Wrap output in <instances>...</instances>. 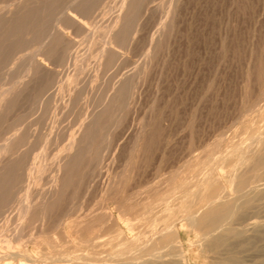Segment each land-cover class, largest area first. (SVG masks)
<instances>
[{
    "label": "rangeland",
    "instance_id": "374dc122",
    "mask_svg": "<svg viewBox=\"0 0 264 264\" xmlns=\"http://www.w3.org/2000/svg\"><path fill=\"white\" fill-rule=\"evenodd\" d=\"M7 1L8 2L10 1L11 4L13 3L12 0H0V7H1L0 22L9 19L12 16L11 13L8 14L6 11L7 9H9V7L12 8L14 5H11L10 2H9L10 4L9 5ZM66 1H69V2L67 3ZM66 1L59 0L60 8L58 7L53 12H50L49 16L45 17L46 19L44 18L45 22L43 21L41 24L28 28L27 29L29 30L28 32L26 30L25 32H21L17 35H9L13 29L12 27H14L11 25L3 26L0 29V42L1 40L4 41L0 43V62H1L0 63V102H2V100H4V97L7 96L5 94L6 91H9L10 93H12V95L9 92H8L9 94L7 93L8 100L6 99L7 103L5 102V104L3 105V108L6 111L4 109H1L0 111L2 113V114L0 113V131H1L0 132V154L1 155L3 154V156L0 157V168L3 169L5 167H10L9 170H12L14 174L18 173L17 175H21L23 174L24 172L23 170H25L26 167L36 165L39 170H41L40 166L42 167L40 174H42L43 177L45 176L44 178L42 176L40 177V174H38L39 171L38 172L36 171L35 173H36V176L38 175L37 178H39L38 180L40 181V183L39 181H37L34 183L30 182L28 184L29 189H30V190L28 189V194L30 198L34 202H36L35 203L36 206L34 207L35 209L32 208L29 211V213L26 215L24 220L20 219L21 217L19 216L20 215L19 209H16V208H18L19 199L24 195L25 190L19 188V186L16 185L15 187H13L11 193L9 194L10 198L8 196V200H7L8 202L6 204L7 208H4V211L0 213V221H1L0 222V242H1L0 253L2 254H7L8 251H10L8 253L10 254L12 253V251H15V248L16 250H20L27 246L30 249H34L32 246L33 244L31 243L32 241H34V238H37L39 233L40 234H42L43 232L46 234L50 233V235L56 236V235H59L60 232L70 231V229L73 226V222H75L74 219H77V221L79 219L80 221L82 220V217L85 218V214L87 216L88 215L90 216L91 214H93L92 211L97 212L98 208L103 204L105 199H106L105 202L110 201L108 199V194H111L113 191H115V189H117L118 195H120L119 198H121L122 200L125 198H128L129 195H132V193H134L135 198L139 200L141 195L149 191L148 189H152L153 187L157 186L160 182L168 178V176L172 175L173 172L180 171L182 167H184L183 165H186L187 162L190 159H192L190 155L195 154L194 156H196L207 145L211 143H215L213 141L218 140V138L222 139L221 140L222 142H227V140L236 141V140L243 139L245 135L246 136L250 135L249 132H247L245 129L242 128L243 129L242 130L238 127H243L247 119L256 120L254 116L255 113L258 114V113H261L262 110H264V105H262V107L260 105V104H264V103H261V101L264 100V0H178V1L177 0H167V2L166 0H146V1L142 0V2L141 0H136L134 2V6H132V8L129 9L128 14H127L128 10L126 11V9H121L120 8L121 5L119 6L122 0H119V1L117 0H111V1L110 0H95V3H93V6H95V8H93V6L91 8L93 12H91L90 16H88V19L85 18L83 19L84 21L82 20V22H84L82 23L83 24L82 26H84L85 29L87 28L86 30L84 29V27H81V26L78 29L77 25L73 26L74 24L70 23L69 21L65 22L64 18L61 17V13L63 12V10L67 8V6L69 7L72 5L71 4L72 0H66ZM113 1L115 2V7H114ZM145 2H148V3H145ZM159 3H161L162 6L159 7ZM165 3L167 4L165 5ZM4 4L7 5V8ZM170 5L172 6V8H170L171 7ZM157 6L159 7L158 9L159 12L157 10L158 8ZM36 8L38 10L41 9L39 6ZM142 8L144 9V13H143ZM172 9H174V13H172L173 12ZM94 10L97 13H95ZM118 10L121 12H119ZM35 12H38V11H35ZM113 13L114 14L116 13V14L113 16ZM154 13L156 15H154ZM35 14H36L35 16L36 20L37 19L40 20L41 19L40 15H37L38 13H35ZM119 14L120 16L126 15L127 18L133 19V20H130L132 22H130L128 19L129 23L128 24L126 23V25H122L120 22L115 24L114 20L117 19ZM158 14L159 16H161V18L159 17L160 20L158 19ZM163 14L164 15L166 14V16L163 17ZM17 15L19 17L23 16V14H20V13H18ZM134 15L138 17L136 16L134 17ZM107 16H109L110 18ZM54 19L57 22H55ZM57 19H61L62 21L60 22V20L58 21ZM102 19L104 20L102 21ZM136 20L138 24L135 22ZM154 21H156V25H154L155 24ZM170 22H172L173 24L172 27H170L171 25H169L171 24ZM49 24L51 25L48 27ZM92 25L93 26L95 25V28L92 27ZM132 25H135V27ZM42 26L45 28H43ZM110 26H113L114 28ZM156 26H158V28H156ZM166 26L170 29V31H167L169 29ZM72 27H75V28L72 29ZM136 27L139 28L138 29L139 31L137 30ZM58 28H60L63 32L65 31L64 32L65 34L68 33V36H70L71 34L73 36V38L72 36H70L72 39H75L76 37V39L73 40L74 42L77 41L81 43L79 45V43L76 42L71 46V48H67L64 42L58 41V44L56 45L54 49L55 52H53L52 54H49L50 55L49 56L48 54L45 53V50L43 51V49L42 50L40 49V44L42 41L44 42L46 39H47L46 41H49V39L54 36L56 32L55 30H57ZM51 29H53V31ZM95 29H97V31ZM49 30H51V34L53 32L52 34L53 36L47 34L50 32ZM42 31L44 32V34L41 33ZM90 31L91 33H94L93 34L94 37L93 35H91ZM34 32L36 34H39L40 36L39 35H37L38 37L35 36L36 34ZM3 33H6V34L9 33V34H7L8 36L5 35L4 37ZM106 33L108 34V36ZM97 34L99 35V37ZM149 34H151L150 35L151 37L149 36ZM18 35H19L18 37L19 39L17 40ZM45 35L47 37H45ZM6 36L8 38H6ZM102 36H103L104 42L102 40ZM104 36L105 37L107 36V41L105 40ZM100 37H101V40L99 39ZM11 38H13L14 40L11 41L12 40ZM20 38H21V41H20ZM88 38L90 41L88 40ZM158 39L160 40V42ZM97 40L99 44L97 43ZM94 41H95V44H94ZM101 41L103 43H101ZM2 43H4V45H2ZM37 45L39 47H37ZM93 45H97V46H93ZM99 45H102V47ZM24 46H25V49H23ZM59 46L62 48H60ZM125 47H128V48H125ZM84 48L85 49L88 48V51H86ZM112 48L113 50L116 51V56L114 55L112 57V55H109L107 53L105 54L101 53V49L107 50V49H112ZM38 49H40L39 52H38ZM2 50H4V52ZM66 50L69 52H67ZM56 51H58V53H56ZM85 51H86V55H84ZM128 51H130V53ZM134 51L136 54L134 53ZM36 52H38L39 54ZM121 52H124L123 53L124 56L123 54H121ZM137 52H140V54ZM35 53L37 54V56L35 55L36 57L34 56ZM57 55L60 57H58ZM71 55L75 58L73 59ZM55 56L57 58H55ZM78 56L79 58H77L78 60L77 61L76 57ZM82 56L84 58L86 57L87 59L86 58L83 59ZM31 57L34 60L40 62V67H39L38 72H36L35 74L30 73V76H28L29 73L26 72L28 70L26 68H28L27 66H29V64H25V63L32 62L33 60ZM70 58L72 59V61H70ZM151 58H153V60ZM13 59H15L16 61ZM51 59L54 63L51 61ZM79 60L83 63L86 62L87 64L86 63L83 64ZM140 60H143V61H140ZM138 61L139 63H136ZM75 64H77V66ZM81 64L83 65L81 66ZM30 65H32V63ZM46 65L48 66L46 67ZM50 65L52 66L50 67ZM67 65L69 68L67 67ZM78 65L82 69H77L79 68ZM106 65H109L110 67L109 66L106 67ZM24 66H26V68ZM42 66L44 69L42 68ZM21 67L23 68V70ZM55 68L57 69L56 71H55ZM71 68L73 69V71ZM121 68L122 69L125 68V69L121 70ZM67 70H68V74H67ZM70 72L71 73L74 72L76 75L74 73L71 74ZM22 73L24 76L22 75ZM37 73L38 74L41 73L42 75L40 74L38 75ZM136 73L137 75H135ZM98 76H101V77H98ZM20 78L22 79L20 80ZM66 78L70 79V81L69 80L68 81L71 82V84L69 82H66L67 81ZM74 78H76L78 81ZM88 78H89V81H88ZM16 80L18 82L19 81L21 82L18 83ZM61 80L65 81L66 84L65 82L63 83ZM71 80L72 81L75 80V82H72ZM60 81H61V84H60ZM30 82L33 84H29ZM56 82L57 83L59 82V84H57ZM111 82L113 85L111 84ZM23 83H25L24 84L25 86L28 83L26 86L28 88H25ZM65 85L67 86V88L65 87ZM20 88H24V89H20ZM37 88L38 89L40 88V89L38 90ZM53 89L55 91H53ZM70 89L71 90L74 89V91L72 90L73 92L72 91L70 92ZM111 89L113 90V92ZM33 91L35 92L36 95L34 94ZM106 94H107V97H106ZM113 95H115L116 103L115 102L110 103V100L113 98ZM106 98L107 100H105ZM55 99L57 100V102ZM70 99H71V102H70ZM254 104L256 105L255 107H254ZM23 105L26 107H24ZM38 105L39 106L41 105V108ZM257 105L258 107L259 106L260 107H259L258 112H255L258 109ZM116 106L118 108H116ZM119 108L121 110L123 109L124 111L122 110L121 112V110L120 111L117 110ZM254 108H257V109L255 110ZM66 110L69 112L66 113L67 112ZM252 111H254L255 113L254 115L252 114L251 115L252 117L250 118L249 114H251ZM84 114H85V118H84ZM96 114H99L101 116L99 117L100 119L97 120L98 121L97 126L94 128L93 134L91 133L92 135L91 136L89 135L87 137L88 139L86 138L83 140L84 142H82L83 144L87 142L89 143L93 142L94 148L92 147L89 150L83 149V150H80L82 152L76 153L77 155L76 157L79 156L78 159L79 161H81L82 165L84 166H82L80 163L72 169V170L77 169L78 171L76 170V172H78V175H75L76 177L74 176V178L70 180V182L66 185L67 187H64L62 189L63 192L61 195L58 196V199H55L52 202L49 201L50 203L56 204V207L54 206V208L53 207L49 208L48 212L45 211L44 217L45 216H48V217L46 218L43 217V220L41 221L40 214L42 215V209L40 208V204H42V201H43V197H41L42 196L41 193L43 194V192H47V191H50L51 189H55L52 187L50 183V179L51 177H53L54 175H57L58 173L57 167H58L59 161H57V159L61 158L62 160L65 156H67L68 151H66V149L64 150L63 148L66 145L70 144L71 135H74L77 138L80 137V133L82 130L81 127H84L85 126L84 124H86V122L90 119V117ZM246 114H248L249 116ZM28 116H29V119H28ZM55 117H57L58 119ZM21 120L23 123L25 122V124H28V125L26 126L25 124L20 122ZM262 120L260 119V121ZM66 121L67 123L65 124ZM260 121L258 120V125L264 128V124H262V122L264 121L262 122ZM16 122L18 123L16 124ZM82 122H84V124H82ZM118 122L121 123V124L119 123V126L117 125ZM21 125L23 127L20 130ZM42 127H43V130H42ZM50 128H51V131H50ZM153 128L154 130H152ZM251 132L252 131L250 130V133ZM1 133L3 136L1 135ZM135 135L137 138L135 137ZM233 135L235 137H233ZM93 136H95L96 139ZM62 137L64 138L63 140H62ZM17 138L19 140H16ZM6 140H9V142ZM103 141L105 144L103 143ZM219 141L220 140H218V142ZM4 145L5 146L7 145L9 150L6 148L7 146L5 147ZM44 146H45V149H44ZM39 151L44 152V154L45 153L46 154L42 155V153L41 152L39 153ZM34 152L39 153L37 154L38 156L34 154ZM55 152L57 153V155ZM132 153L134 156L132 155ZM88 154L89 156L92 155L90 156L92 158H90ZM35 155L38 158H35ZM41 155L44 157H42ZM193 155L192 157H194ZM69 156L72 158L75 155L71 154ZM45 158L50 159L49 162ZM94 158H97V159H94ZM1 159L3 160L1 161ZM91 160L93 163L94 162L96 163L93 164ZM128 161L129 163H127ZM83 162H86V164L89 163L90 166L88 164L87 165L84 164ZM44 163L45 165H43ZM97 164H99V166ZM44 166H46V168ZM85 170H87V172ZM90 172H92V174ZM128 173H130L129 174L130 177ZM113 177L117 182L116 187H115V184H113L114 185L113 187L112 185H110L111 181L113 180ZM125 178H127V180ZM76 179H78L79 181ZM106 181L107 183L108 182L109 183L107 184ZM38 183L39 185L36 186V184ZM86 184H88L87 187H86ZM122 185H126V186L124 187ZM139 186H141L140 188L142 189H140ZM80 187H82L83 189ZM126 187L130 188L131 193H130V190L127 189ZM136 187L137 189H135ZM103 188L104 189L106 188V190H104ZM122 188H123V191H122ZM138 189L141 190L140 192L141 194L139 193ZM2 191H6V188L2 189ZM81 191L82 193H80ZM120 191L122 193H120ZM68 193L70 194L68 195ZM127 194L129 195L127 196ZM93 195H95L94 198H92ZM106 195H107V198H106ZM77 196L81 197V200ZM87 196L90 198V201L87 200L88 198ZM62 199H64L65 201ZM136 199L133 198L130 201L134 203ZM91 201L94 204H92ZM66 202L70 203L71 206L70 204ZM262 203H264V201H262ZM12 204H13V207H12ZM64 204L66 207L64 206ZM63 206L65 207V210H63ZM74 206L76 207V209ZM8 209L10 211H8ZM51 210L53 211V213H51L52 212ZM61 210L64 211L63 212L64 215L62 214L63 218L59 217L61 216L60 214ZM84 210H86L87 212ZM258 210L259 211L257 212V218L252 217L248 219V221H246L247 225L248 223H251L252 220H255V219L259 220L258 216H260L259 218L261 219L259 221L264 222V205L260 206V209ZM48 213L49 215H47ZM67 213H72V214L67 215ZM10 214L12 215V217ZM58 214L60 215L57 216ZM59 218L63 219L62 221L63 223H61L62 225H60V227L56 228V225L54 226V224H56ZM71 219L73 220V222ZM19 220H20V223L18 222ZM17 222L18 224H16ZM47 223L49 224V226ZM34 225L35 226L39 225L38 226L39 229L38 227H35ZM43 227L45 230L43 229ZM2 229H3V232H2ZM19 229H21L22 231ZM33 229H36V231L35 230L33 231ZM18 230L21 232L19 233ZM188 232L189 231L187 230L181 231V235L178 239L179 245L182 246L181 247L183 251L182 254H185V259H187L185 260V264H205V263L206 264H225L223 261H221L219 257H218V262L215 261L213 257V251L206 247L205 242L201 243L202 244V250H201V247L198 244V240L196 239L198 238V234H199L198 230L197 231L191 230L190 233ZM246 234L251 235L252 232L248 230ZM28 236L31 237L33 240L29 238ZM14 238L16 239V241H14L15 240ZM10 240H12L14 244H10L11 242ZM19 240H20V243L18 242ZM188 241L189 242L191 241L190 243L192 244H190ZM25 243L27 244L26 246H24ZM29 243L31 244V246ZM257 243H260V244H257ZM22 244L24 247H22ZM19 245L21 246L20 248H19ZM258 245L264 246V240L256 241L254 249H251L243 253L244 260L247 258L243 264H251L249 262L251 260L250 255H256L257 253L256 248L259 247ZM183 246L186 248H184ZM261 252L264 253V248L261 249ZM248 256H250L249 257L250 259L248 258ZM11 260L13 259H9L4 262L3 260H0L1 261L0 264L2 263L3 264H9V263L14 264L15 260H13V262ZM15 264H17L16 261H15ZM32 264H38V262L35 261L34 263L32 262Z\"/></svg>",
    "mask_w": 264,
    "mask_h": 264
},
{
    "label": "bare ground",
    "instance_id": "6f19581e",
    "mask_svg": "<svg viewBox=\"0 0 264 264\" xmlns=\"http://www.w3.org/2000/svg\"><path fill=\"white\" fill-rule=\"evenodd\" d=\"M13 3L10 4L14 5L12 8L9 7L7 9V13H11V17L5 21L0 22V29L3 26L6 25H11L14 26L12 27L11 33H7L9 35H17L21 32H25L28 28H31L32 26L41 24L46 18L48 17L50 12H53L56 8L59 7V0H12ZM66 1V0H65ZM111 1V0H110ZM119 1V0H117ZM136 0H122L121 3L119 4L121 9H126L127 14L129 13V9L134 6V2ZM144 1V0H143ZM146 1V0H145ZM178 1V0H177ZM8 2V1H7ZM8 2V4H9ZM67 3L69 1H66ZM65 2V3H66ZM106 2V1H104ZM114 2V1H113ZM140 2V1H139ZM138 2V3H139ZM142 2V0H141ZM157 2V1H156ZM167 2V0H166ZM63 3V2H62ZM93 3H95V0H72L71 6H67V8H63V12L61 13V17L64 18L65 22L69 21L70 23L74 24L73 26L77 25L78 29L79 27H84L82 26L84 22H82L83 19L87 18L90 16L91 10ZM137 3V4H138ZM148 3V2H145ZM7 4V3H6ZM9 4V5H10ZM136 4V5H137ZM167 3H165L166 5ZM5 5V4H4ZM3 5V6H4ZM139 5V4H138ZM141 5V4H140ZM169 5V4H168ZM7 8V5H5ZM40 7L41 9L38 10L36 7ZM98 6V5H97ZM118 6V5H117ZM151 6V5H150ZM162 6L161 3H159V7ZM171 6V5H170ZM114 7H115V2H114ZM139 7V6H138ZM141 7V6H140ZM144 7V6H142ZM158 7V6H157ZM157 8V10L159 9ZM168 7V6H167ZM3 8V7H2ZM60 8V7H59ZM95 8V6H93ZM101 8V7H100ZM137 8V6H136ZM135 8V9H136ZM172 8V6L170 7ZM37 9V10H36ZM109 9V8H108ZM117 9V8H116ZM120 9V10H121ZM143 9V8H142ZM149 9V8H148ZM154 9V8H153ZM161 9V8H160ZM52 10V11H51ZM60 10V9H59ZM112 10V9H110ZM134 10V9H132ZM169 10V9H168ZM176 10V9H175ZM3 11V9H2ZM38 11V12H35ZM100 11V9H99ZM119 11V10H118ZM136 11V10H135ZM172 13H174V9H172ZM0 12H1V7H0ZM95 12V10H94ZM112 12V11H111ZM121 12V11H119ZM118 12V13H119ZM159 12V10H158ZM167 12V10H166ZM180 12V11H179ZM23 14V16L19 17L17 14ZM40 15L41 19L36 20L35 16L36 14ZM97 13V12H95ZM117 13V14H118ZM126 13V12H125ZM132 13V12H131ZM138 13V12H137ZM136 13V14H137ZM144 13V9H143ZM104 14V13H103ZM107 14V13H106ZM116 14V13H115ZM113 13V16L115 15ZM133 14V13H132ZM56 15V14H55ZM110 15V14H109ZM124 15V14H123ZM140 15V14H138ZM149 15V14H148ZM152 15V14H150ZM154 15H156L154 13ZM4 16V15H3ZM92 16V15H91ZM102 16V15H101ZM105 16V15H104ZM112 16V15H111ZM136 15H134L135 17ZM166 16V14H163V17ZM174 16V15H172ZM8 17V16H7ZM57 17V16H56ZM109 17V16H107ZM138 17V16H136ZM153 17V16H151ZM159 16L158 14V19ZM2 18V17H1ZM4 18V17H3ZM45 18V19H44ZM55 18V17H54ZM90 18V17H89ZM95 18V17H94ZM110 18V17H109ZM133 18V17H132ZM150 18V17H149ZM174 18V17H173ZM51 19V18H50ZM62 19V18H61ZM61 19H57L60 22L62 21ZM97 19V18H96ZM101 19V18H100ZM107 19V18H106ZM116 19V17H115ZM130 18H127L126 15L124 16H119L117 17L115 21V24L121 23L122 25L128 24ZM136 19V18H135ZM134 19V20H135ZM145 19V18H144ZM164 19V18H163ZM172 19V18H171ZM53 20V19H52ZM94 20V19H93ZM98 20V19H97ZM104 19H102L103 21ZM109 20V19H108ZM154 20V19H153ZM152 20V21H153ZM160 20V19H159ZM55 21V19H54ZM84 21V20H83ZM112 21V20H111ZM151 21V22H152ZM162 21V20H161ZM45 22V21H44ZM57 22V21H55ZM54 22V24H55ZM64 22V23H65ZM132 22V21H130ZM137 23V20L135 21ZM134 22V23H135ZM139 22V21H138ZM156 25V21H154ZM163 22V21H162ZM51 23V22H49ZM108 23V22H107ZM133 23V24H134ZM135 23V24H136ZM160 23V21H159ZM172 27V22H170ZM45 24V23H44ZM53 24V23H52ZM57 24V23H56ZM60 24V23H59ZM67 24V23H66ZM93 24V23H92ZM138 24V23H137ZM51 24L48 25V27ZM61 25V24H60ZM91 25V24H90ZM104 25V24H103ZM140 25V24H139ZM150 25V24H149ZM55 26V25H53ZM71 26V25H69ZM135 27V25H132ZM159 26V25H158ZM156 26V28H158ZM43 27V26H42ZM57 27V26H56ZM64 27V26H63ZM62 27V28H63ZM66 27V26H65ZM76 27V28H77ZM88 27V25H87ZM92 27L95 28V25ZM114 28L113 26H110ZM167 27V26H166ZM45 28V27H43ZM52 28V27H50ZM69 28V27H67ZM66 28V29H67ZM75 27H72V29ZM125 28V27H123ZM128 28V27H126ZM131 28V27H130ZM133 28V27H132ZM137 30L139 29L136 27ZM152 28V27H151ZM160 28V27H159ZM168 28V27H167ZM6 29V28H5ZM49 29V28H48ZM64 29V28H63ZM83 29V28H82ZM85 29V27H84ZM87 29V28H86ZM85 29V30H86ZM93 29V28H91ZM118 29V28H117ZM169 29V28H168ZM40 30V29H39ZM47 30V29H45ZM53 31V29H51ZM50 32L47 33L49 35L51 34ZM97 31V29H95ZM105 30V29H103ZM132 30V29H131ZM136 30V29H135ZM154 30V29H153ZM10 31V30H9ZM29 30H27L28 32ZM55 34L52 38L49 39V41H40V49L43 51L45 50L46 54H52L58 44V41H62L66 44L67 48H71V46L76 43L70 36H68V33L65 34L60 28L55 30ZM79 31V30H78ZM92 31V30H91ZM90 31V33H91ZM139 31V30H138ZM167 31H170L167 30ZM40 32V31H39ZM47 32V31H46ZM67 32V31H66ZM83 32V31H82ZM89 32V31H88ZM93 32V31H92ZM111 32V30H110ZM130 32V31H129ZM35 33V32H34ZM38 33V32H37ZM41 33L44 34L42 31ZM72 33V32H71ZM97 33V32H96ZM100 33V32H98ZM151 33V31H150ZM6 33H3L4 37L7 35ZM23 34V33H22ZM36 34V33H35ZM94 33H91L93 35ZM104 34V33H103ZM107 34V33H106ZM110 34V33H109ZM138 34V33H137ZM167 34V33H166ZM39 34H36L37 36ZM98 35V34H97ZM151 34H149L150 36ZM153 35V33H152ZM159 35V34H158ZM164 35V33H163ZM162 35V36H163ZM8 36V35H7ZM6 36V38H8ZM24 36V35H22ZM40 36V35H39ZM108 36V34H107ZM107 36L105 37V40L107 41ZM119 36V35H118ZM137 36V35H136ZM148 36V37H149ZM19 35L17 36V40ZM38 37V36H37ZM42 37V36H41ZM45 37H47L45 35ZM87 37V36H85ZM94 37V35H93ZM99 37V35H98ZM151 37V36H150ZM155 37V36H153ZM164 37V36H163ZM3 38V36H2ZM1 38V39H2ZM22 38V37H21ZM20 38V41H21ZM34 38V37H33ZM44 38V37H43ZM84 38V37H83ZM117 38V37H116ZM123 38V37H122ZM125 38V37H124ZM165 38V37H164ZM13 41L14 39L11 38ZM39 39V38H38ZM41 39V38H40ZM101 40V37L99 38ZM131 39V38H130ZM139 39V38H138ZM10 40V39H9ZM79 40V39H78ZM86 40V39H84ZM89 40V38H88ZM93 40V39H92ZM99 40V41H100ZM102 40L104 42L103 36ZM110 40V39H109ZM117 40V39H116ZM159 40V39H158ZM163 40V39H162ZM3 40H1L2 42ZM8 41V39H7ZM16 41V40H15ZM19 41V42H20ZM34 41V40H33ZM90 41V40H89ZM118 41V40H117ZM149 41V40H148ZM0 42V43H1ZM4 42V41H3ZM17 42V41H16ZM31 42V41H30ZM39 42V43H40ZM61 42V43H62ZM101 41V43H103ZM116 42V41H114ZM150 42V41H149ZM160 42V40H159ZM168 42V41H167ZM21 43V42H20ZM38 43V42H37ZM63 43V44H64ZM79 43V42H77ZM81 43V42H80ZM79 43V45H80ZM86 43V42H85ZM98 43V40H97ZM106 43V42H105ZM113 43V42H112ZM129 43V42H128ZM132 43V42H131ZM148 43V42H147ZM158 43V42H157ZM164 43V42H163ZM15 44V43H14ZM95 44V41H94ZM99 44V43H98ZM108 44V42H107ZM114 44V43H113ZM126 44V43H125ZM134 44V43H133ZM136 44V43H135ZM4 45V43H2ZM7 45V44H6ZM5 45V46H6ZM20 45V44H19ZM23 45V44H22ZM39 45V44H38ZM37 45V47H39ZM104 45V44H103ZM138 45V44H137ZM163 45V44H162ZM77 46V45H76ZM97 46V45H93ZM102 47V45H99ZM121 46V45H120ZM123 46V44H122ZM121 46V47H122ZM148 46V45H147ZM9 47V46H8ZM19 47V46H18ZM60 47V46H59ZM110 47V45H109ZM129 47V45H128ZM125 47V48H128ZM158 47V46H157ZM161 47V46H160ZM11 48V47H10ZM14 48V47H13ZM62 48V47H60ZM75 48V47H74ZM100 48V47H99ZM97 48V49H99ZM107 48V47H106ZM131 48V46H130ZM142 48V47H141ZM147 48V47H146ZM165 48V47H164ZM25 49V46L24 48ZM37 49V48H36ZM38 49V52L39 50ZM57 49V48H56ZM65 49V47H64ZM85 49V48H84ZM92 49V48H91ZM124 49V48H123ZM145 49V48H144ZM143 49V50H144ZM15 50V49H14ZM88 51V48L85 49ZM122 50V49H121ZM129 50V49H127ZM161 50V49H160ZM4 52V50H2ZM64 51V50H63ZM67 51V50H66ZM86 51L84 55H86ZM90 51V50H89ZM131 51V50H130ZM130 51H128L130 53ZM138 51V49H137ZM7 52V51H6ZM36 52V53H38ZM41 52V51H40ZM69 52V51H67ZM98 52V51H97ZM126 52V51H125ZM150 52V51H149ZM148 52V54H149ZM155 52V51H154ZM12 53V52H11ZM16 53V52H15ZM24 53V52H23ZM34 54V56L37 54ZM58 53V51H56ZM74 53V52H73ZM89 53V52H88ZM87 53V54H88ZM102 54H109L112 55V57L115 55L116 56V51L112 49H101ZM124 52H121L123 54ZM135 53V51H134ZM140 54V52H137ZM8 54V53H7ZM6 54V55H7ZM14 54V52H13ZM39 54V53H38ZM63 54V53H62ZM72 54V53H71ZM81 54V53H80ZM120 54V55H121ZM128 54V53H127ZM136 54V53H135ZM4 55V54H3ZM100 55V54H99ZM145 55V54H144ZM35 56V57H36ZM50 56V55H49ZM54 56V55H53ZM58 56V55H57ZM72 56V55H71ZM80 56V55H79ZM76 57V60L77 58ZM91 56V55H90ZM98 56V55H97ZM124 56V54H123ZM143 56V55H142ZM141 56V58H142ZM8 57V56H7ZM33 57V56H32ZM31 57V58H32ZM43 57V56H41ZM60 57V56H58ZM81 57V56H80ZM88 57V56H87ZM96 57V56H95ZM102 57V56H101ZM119 57V56H118ZM155 57V56H154ZM6 58V57H5ZM20 58V57H19ZM55 58H57L55 56ZM62 58V57H61ZM74 59L75 57L72 56ZM83 59H85L82 56ZM89 58V57H88ZM98 58V57H97ZM120 58V57H119ZM130 58V57H128ZM134 58V57H133ZM29 59V58H28ZM36 59V58H35ZM43 59V58H42ZM47 59V58H46ZM64 59V58H63ZM87 59V58H86ZM90 59V58H89ZM92 59V57H91ZM101 59V58H100ZM110 59V58H109ZM153 60V58H151ZM15 60V59H13ZM31 60V59H30ZM32 62H27L25 64H29L26 68L28 69L26 72H28V76H30V73L35 74L36 72L39 71L40 67V62L34 60L32 58ZM55 60V59H54ZM66 60V59H65ZM81 60V59H80ZM79 60V61H80ZM150 60V59H149ZM5 61V60H4ZM8 61V60H7ZM10 61V60H9ZM16 61V60H15ZM52 61V59H51ZM68 61V60H67ZM70 61L72 59L70 58ZM78 61V60H77ZM93 61V60H92ZM110 61V60H109ZM113 61V60H112ZM120 61V60H118ZM131 61V60H130ZM133 61V60H132ZM136 61V60H135ZM143 61V60H140ZM23 62V61H22ZM45 62V61H44ZM42 62V63H44ZM53 62V61H52ZM76 62V61H75ZM81 62V61H80ZM79 62V63H80ZM102 62V61H101ZM106 62V61H105ZM1 63V62H0ZM14 63V62H12ZM24 63V62H23ZM32 63V65H30ZM54 63V62H53ZM57 63V62H56ZM83 63V62H81ZM86 63V62H84ZM83 63V64H84ZM93 63V62H92ZM112 63V62H111ZM114 63V62H113ZM118 63V62H117ZM121 63V62H120ZM136 63H139L136 62ZM143 63V62H142ZM156 63V62H155ZM10 64V63H9ZM51 64V63H50ZM69 64V63H68ZM71 64V63H70ZM74 64V62H73ZM81 64V66L83 65ZM87 64V63H86ZM108 64V63H107ZM135 64V63H134ZM3 65V64H2ZM24 65V64H23ZM22 65V66H23ZM77 66V64H75ZM74 65V66H75ZM91 65V63H90ZM99 65V64H98ZM102 65V64H101ZM113 65V64H112ZM116 65V63H115ZM114 65V66H115ZM125 65V64H123ZM133 65V64H131ZM150 65V64H148ZM48 65H46L47 67ZM52 65H50L51 67ZM73 66V68H74ZM79 66V65H78ZM109 65H106L108 67ZM54 67V66H53ZM66 67V66H65ZM68 67V65H67ZM87 67V65H86ZM85 67V68H86ZM110 67V66H109ZM119 67V66H118ZM137 67V66H136ZM140 67V66H139ZM149 67V66H148ZM147 67V68H148ZM9 68V67H8ZM22 68V67H21ZM43 68V66H42ZM69 68V67H68ZM67 68V69H68ZM95 68V66H94ZM127 68V67H126ZM142 68V66H141ZM146 68V69H147ZM151 68V67H150ZM44 69V68H43ZM50 69V68H49ZM52 69V68H51ZM72 69V68H71ZM70 69V70H71ZM77 69H82L80 66ZM84 69V68H83ZM125 69V68H123ZM121 68V70H123ZM10 70V69H9ZM17 70V69H16ZM23 70V68H22ZM48 70V69H47ZM54 70V69H53ZM57 69L55 68V71ZM89 70V69H88ZM87 70V71H88ZM100 70V69H98ZM105 70V69H104ZM111 70V69H110ZM5 71V69H4ZM3 71V73H4ZM11 71V70H10ZM54 71V72H55ZM73 71V69H72ZM77 71V70H76ZM126 71V70H125ZM43 72V71H42ZM41 72V73H42ZM78 72V71H77ZM103 72V71H102ZM139 72V70H138ZM137 72V73H138ZM145 72V71H144ZM151 72V71H150ZM39 73L40 75H42ZM49 73V72H47ZM57 73V72H56ZM71 73V72H70ZM74 73V72H72ZM71 73V74H72ZM104 73V72H103ZM110 73V72H109ZM128 73V72H127ZM137 73L135 75H137ZM142 73V72H141ZM149 73V72H148ZM38 74V73H37ZM38 74V75H39ZM68 74V70H67ZM75 74V73H74ZM78 74V73H77ZM83 74V73H82ZM115 74V73H114ZM121 74V73H120ZM124 74V72H123ZM131 74V73H130ZM23 75V73H22ZM21 75V76H22ZM76 75V74H75ZM99 75V74H98ZM108 75V74H107ZM122 75V74H121ZM16 76V75H15ZM19 76V77H21ZM24 76V75H23ZM33 76V75H31ZM54 76V75H53ZM89 76V75H88ZM118 76V75H117ZM120 76V75H119ZM129 76V75H128ZM13 77V76H12ZM37 77V76H36ZM41 77V76H40ZM65 77V75H64ZM87 77V76H86ZM101 77V76H98ZM134 77V76H132ZM136 77V76H135ZM253 77V76H252ZM30 78V77H29ZM28 78V79H29ZM32 78V77H31ZM38 78V77H37ZM52 78V77H51ZM60 78V77H59ZM58 78V79H59ZM63 78V77H62ZM108 78V77H107ZM119 78V77H118ZM130 78V77H128ZM254 78V77H253ZM6 79V78H5ZM22 78H20L21 80ZM36 79V78H35ZM67 81L69 82L70 79L66 78ZM64 79V80H66ZM72 79V78H71ZM76 79V78H74ZM143 79V78H142ZM18 80V79H17ZM16 80V81H17ZM24 80V78H23ZM69 80V81H68ZM77 80V79H76ZM105 80V78H104ZM103 80V81H104ZM111 80V79H110ZM117 80V79H116ZM134 80V79H133ZM136 80V79H135ZM139 80V79H138ZM253 80V79H252ZM26 81V80H25ZM58 81V80H57ZM62 81V80H61ZM60 81V84H61ZM72 81V80H71ZM78 81V80H77ZM81 81V80H80ZM89 81V78H88ZM95 81V79H94ZM115 81V80H114ZM124 81V80H123ZM137 81V80H136ZM140 81V80H139ZM142 81V80H141ZM18 82V81H17ZM21 82V81H19ZM18 82V83H19ZM37 82V80H36ZM63 83L65 81H62ZM65 82V84H66ZM72 82H75L73 80ZM93 82V81H92ZM110 82V81H109ZM116 82V81H115ZM57 83V82H56ZM71 84V82H69ZM102 83V82H101ZM107 83V82H106ZM124 83V82H122ZM25 83H23L24 85ZM28 84V83H27ZM26 84V86H27ZM33 84V83H29ZM40 84V83H39ZM59 84V82L57 83ZM109 84V83H108ZM112 84V82H111ZM18 85V84H17ZM41 85V84H40ZM69 85V84H68ZM104 85V84H103ZM113 85V84H112ZM116 85V84H115ZM125 85V84H124ZM14 86V85H12ZM19 86V85H18ZM25 86V85H24ZM23 86V87H24ZM25 88H28L26 87ZM30 86V85H29ZM32 86V85H31ZM35 86V85H34ZM38 86V85H37ZM76 86V84H75ZM78 86V85H77ZM85 86V85H84ZM102 86V85H101ZM106 86V85H105ZM9 87V86H8ZM22 87V86H21ZM67 88V86L65 85ZM74 87V86H73ZM111 87V86H110ZM109 87V89H110ZM140 87V86H139ZM36 88V87H35ZM81 88V87H80ZM102 88V87H101ZM104 88V87H103ZM112 88V87H111ZM121 88V86H120ZM134 88V87H133ZM24 89V88H20ZM38 89V88H37ZM40 89V88H39ZM38 89V90H39ZM47 89V88H46ZM65 89V88H64ZM99 89V88H98ZM97 89V90H98ZM115 89V88H114ZM3 90V89H2ZM1 90V91H2ZM14 90V89H13ZM28 90V89H27ZM63 90V89H62ZM61 90V91H62ZM67 90V89H66ZM74 91V89H72ZM70 89V92L72 91ZM96 90V91H97ZM112 90V89H111ZM127 90V89H125ZM135 90V89H133ZM22 91V90H21ZM36 91V90H35ZM53 91H55L53 89ZM72 91V92H73ZM116 91V90H115ZM121 91V90H120ZM119 91V92H120ZM9 91H6V95L8 96ZM25 92V91H24ZM23 92V93H24ZM34 92V91H33ZM41 92V91H40ZM81 92V91H80ZM113 92V90H112ZM3 93V92H2ZM8 93V94H7ZM15 93V92H14ZM31 93V92H29ZM54 93V92H53ZM103 93V92H102ZM106 93V92H105ZM115 93V92H114ZM129 93V92H128ZM136 93V91H135ZM12 95V93H10ZM35 94V92H34ZM40 94V93H39ZM84 94V93H83ZM99 94V93H98ZM111 94V92H110ZM119 94V93H118ZM2 95V94H1ZM24 95V94H23ZM36 95V94H35ZM63 95V94H62ZM82 95V94H81ZM97 95V94H96ZM102 95V94H101ZM134 95V93H133ZM132 95V97H133ZM3 96V95H2ZM5 96V95H4ZM7 96L4 97V100L0 102V111L3 108V105L6 102ZM20 96V95H19ZM28 96V95H27ZM26 96V97H27ZM33 96V95H31ZM127 96V95H126ZM21 97V96H20ZM25 97V96H24ZM40 97V96H39ZM63 97V96H62ZM70 97V96H69ZM107 97V94H106ZM112 97V95H111ZM2 98V97H1ZM16 98V97H15ZM23 98V97H22ZM21 98V99H22ZM29 98V97H28ZM34 98V97H32ZM36 98V97H35ZM38 98V96H37ZM60 98V97H59ZM53 99V98H52ZM85 99V98H83ZM131 99V98H130ZM8 100V99H7ZM11 100V99H9ZM13 100V99H12ZM56 100V99H55ZM66 100V99H65ZM92 100V99H91ZM107 100V98L105 99ZM124 100V99H123ZM242 100V99H241ZM33 101V100H32ZM38 101V100H37ZM36 101V102H37ZM43 101V100H42ZM57 102V100H56ZM61 102V101H60ZM71 102V99H70ZM74 102V101H73ZM98 102V101H97ZM115 102V95H113V98L110 100V103ZM7 103V102H6ZM11 103V102H10ZM38 103V102H37ZM43 103V102H42ZM104 103V102H102ZM120 103V102H119ZM118 103V104H119ZM259 103V102H257ZM261 103H264V100L261 101ZM19 104V103H18ZM32 104V103H31ZM256 104V103H255ZM254 104V107L256 106ZM45 105V104H44ZM58 105V103H57ZM61 105V104H60ZM261 107L264 104H260ZM16 106V105H15ZM18 106V105H17ZM24 106V105H23ZM22 106V107H23ZM39 106V105H38ZM52 106V105H51ZM66 106V105H65ZM71 106V105H70ZM73 106V105H72ZM120 106V105H119ZM123 106V105H122ZM26 107V106H24ZM41 108V105L39 106ZM61 107V106H60ZM68 107V105H67ZM131 107V106H130ZM252 107V106H251ZM258 107V105H257ZM260 107V106H259ZM257 108H254L255 110L257 109L258 112L259 110ZM66 108V107H65ZM71 108V107H70ZM116 108H118L116 106ZM9 109V108H8ZM21 109V107H20ZM19 109V110H20ZM28 109V108H27ZM36 109V108H35ZM39 109V108H38ZM56 109V108H54ZM77 109V107H76ZM5 110V109H4ZM10 110V109H9ZM60 110V109H59ZM117 110H121L120 108ZM123 110V109H122ZM121 110V112H122ZM6 111V110H5ZM8 111V110H7ZM18 111V110H17ZM22 111V110H21ZM46 111V110H45ZM67 111V110H66ZM85 111V110H84ZM96 111V110H95ZM103 111V110H102ZM124 111V110H123ZM251 111V110H250ZM254 111L251 112V114H246L250 118L252 117L251 115H254ZM16 112V111H15ZM24 112V111H23ZM28 112V111H27ZM41 112V111H40ZM59 112V111H58ZM63 112V111H62ZM67 111L66 113H68ZM86 112V111H85ZM260 112V111H259ZM1 113V112H0ZM4 113V112H3ZM42 113V112H41ZM2 114V113H1ZM13 114V113H12ZM21 114V113H20ZM19 114V115H20ZM30 114V113H29ZM9 115V114H8ZM68 115V114H67ZM88 115V114H87ZM105 115V114H103ZM123 115V114H122ZM2 116V115H1ZM27 116V115H26ZM63 116V115H62ZM60 116V117H62ZM78 116V115H77ZM101 115L96 114L90 117V119L84 124V127H81V133L80 137H75L74 135H71V142L70 144L66 145L63 149L68 151L67 156H65L62 160L61 158H58L57 161H59L58 164V173L57 175H54L50 179V183L53 188L50 191L43 192L41 193V197H43L42 204H40V208L42 209V215L40 214L41 221L43 220L44 213L45 211L48 212V209L54 206L56 207V204L50 203L49 201H53L55 199H58V196L62 194L63 188L67 187L66 185L70 182L72 178H74L75 175H78V172L76 170H72L74 167H76L78 164L81 163L79 161V156L76 157V153L82 152L80 150H89L90 148L93 147V142L89 143H82L84 142L83 140L86 139L89 135L91 136L93 134L94 128L97 126V120H99ZM255 118L256 120L252 119H247L246 122L244 123L243 127H238L240 129H245L247 132H249L250 135L246 136L244 133V138L236 141H228L227 142H222V139L218 142V140H215L209 145H207L199 154L196 156H191L192 159H187L189 160L186 165H183L182 169L180 171L173 172L172 175L168 176L164 181L160 182L157 186L153 187L152 189H148L149 191L143 195H141L140 199L137 200L135 198V194L132 193V195H129L128 198L121 199L119 198L120 195H118L117 189L113 191L111 194H108V199L110 201L104 200L103 204L98 208L97 212L92 211L93 214L90 216L85 214V218L82 217V220L77 221V219H74L75 222H73V226L70 229V231L66 232H60L59 235H50L46 233H42L37 236V238H34V241H32L31 244H33L34 249H30L28 246H26L27 242L22 244L23 249L16 250L15 246V251H12V253L8 254L10 251H8L7 254H2L0 253V260L6 261L9 259H13L16 261L17 264H32L35 261L38 262V264H185V254H182V249L179 245V237L181 235V231H189L188 233L191 232V230L194 231H199L198 233V244L201 247L202 250V242H205L206 247L210 250L213 251V257L215 261L218 262V257L223 261L225 264H243L245 262V259L243 258V253L247 252L251 249H254L255 247V242L256 241H261L264 240V222H261V220L258 216L259 220H252L251 223H246L248 219L252 217L257 218V212L260 209V206L264 205L262 201H264V128L258 125V120L264 119V110H262L261 113L256 114L255 113ZM5 117V116H4ZM3 117V118H4ZM23 117V116H22ZM31 117V115H30ZM58 117V115H57ZM55 117V118H57ZM67 117V116H66ZM75 117V116H74ZM82 117V116H81ZM88 117V116H87ZM111 117V116H110ZM109 117V118H110ZM71 118V117H70ZM73 118V117H72ZM76 118V117H75ZM85 118V114H84ZM102 118V117H101ZM245 118V117H244ZM29 119V116H28ZM58 119V118H57ZM74 119V118H73ZM77 119V118H76ZM7 120V119H6ZM46 120V119H45ZM109 120V119H108ZM114 120V119H113ZM119 120V119H118ZM27 121V120H26ZM36 121V120H35ZM53 121V120H52ZM58 121V120H57ZM75 121V120H74ZM73 121V122H74ZM245 121V120H244ZM264 121V120H262ZM260 121V122H262ZM5 122V121H4ZM22 122V120L20 121ZM30 122V121H28ZM104 122V121H103ZM106 122V121H105ZM111 122V121H110ZM115 122V121H114ZM121 122V121H120ZM118 122V126L119 123ZM259 122V124H260ZM18 122H16L17 124ZM23 123V122H22ZM27 123V122H26ZM67 121L65 122V124ZM12 124V123H11ZM15 124V125H16ZM25 124V122L23 123ZM71 124V123H70ZM81 124V125H82ZM108 124V123H107ZM110 124V123H109ZM121 124V123H120ZM264 124V122H262ZM3 125V124H1ZM26 126L28 124H25ZM152 125V124H151ZM242 125V124H240ZM34 126V125H33ZM48 126V125H47ZM61 126V125H60ZM83 126V125H82ZM102 126V125H101ZM104 126V125H103ZM10 127V125H9ZM22 125L20 127V130L22 129ZM25 127V126H24ZM52 127V126H51ZM55 127V126H54ZM65 127V126H64ZM69 127V126H68ZM78 128V127H77ZM151 128V127H150ZM159 128V127H157ZM237 128V130H238ZM24 129V128H23ZM26 129V128H25ZM70 129V128H69ZM118 129V128H117ZM148 129V128H147ZM239 129V130H240ZM242 129V130H243ZM249 129V131H248ZM43 130V127H42ZM60 130V129H59ZM65 130V129H64ZM112 130V129H111ZM154 130V128L152 129ZM236 130V129H235ZM250 130L252 131L250 133ZM47 131V130H46ZM51 131V128H50ZM58 131V129H57ZM62 131V130H61ZM98 131V130H96ZM114 131V130H113ZM116 131V130H115ZM150 131V129H149ZM241 131V130H240ZM1 132V131H0ZM4 132V131H3ZM2 132V133H3ZM65 132V131H64ZM67 132V130H66ZM235 132V131H234ZM1 133V135H2ZM6 133V132H5ZM92 133V134H91ZM103 133V132H102ZM107 133V132H106ZM33 134V133H32ZM51 134V132H50ZM49 134V135H50ZM97 134V133H95ZM155 134V133H154ZM159 134V133H158ZM232 134V133H231ZM230 134V135H231ZM247 134V133H246ZM5 135V134H4ZM14 135V134H13ZM30 135V134H29ZM64 135V134H63ZM156 135V134H155ZM238 135V134H237ZM3 136V135H2ZM157 136V135H156ZM240 136V135H239ZM35 137V136H34ZM95 138V136H93ZM136 137V135H135ZM152 137V136H151ZM233 137H235L233 135ZM5 138V137H4ZM14 138V137H13ZM20 138V136H19ZM27 138V137H26ZM36 138V137H35ZM66 138V137H65ZM91 138V137H90ZM137 138V137H136ZM224 138V137H223ZM239 138V137H238ZM237 138V139H238ZM8 139V137H7ZM23 139V138H22ZM40 139V138H39ZM64 138L62 137V140ZM88 139V138H87ZM96 139V138H95ZM113 139V138H112ZM16 140H19L18 138ZM101 140V139H100ZM99 140V141H100ZM154 140V139H153ZM9 142V140H6ZM26 141V140H25ZM42 141V140H41ZM46 141V140H45ZM88 141V140H87ZM90 141V139H89ZM137 141V139H136ZM210 141V140H209ZM217 141V142H216ZM5 142V141H4ZM27 142V141H26ZM30 142V141H29ZM155 142V141H153ZM6 143V142H5ZM4 143V144H5ZM21 143V142H20ZM35 143V141H34ZM57 143V142H56ZM104 143V141H103ZM102 143V145H103ZM148 143V142H147ZM105 144V143H104ZM141 144V143H140ZM145 144V143H144ZM142 144V145H144ZM155 144V143H154ZM2 145V144H1ZM8 145V144H7ZM6 145V146H7ZM35 145V144H34ZM37 145V144H36ZM92 145V146H91ZM111 145V144H110ZM134 145V144H133ZM152 145V144H151ZM5 146V145H4ZM5 146V147H6ZM13 146V145H12ZM38 146V145H37ZM53 146V145H52ZM56 146V145H55ZM2 147V146H1ZM41 147V146H40ZM43 147V146H42ZM143 147V146H142ZM8 149V146L6 147ZM5 148V149H6ZM10 148V146H9ZM82 148V149H81ZM94 148V147H93ZM99 148V147H98ZM134 148V147H133ZM203 148V147H202ZM15 149V148H13ZM27 149V148H26ZM30 149V148H29ZM36 149V148H35ZM45 149V146H44ZM191 149V148H190ZM4 150V149H3ZM9 150V149H8ZM28 150V149H27ZM32 150V149H31ZM38 150V149H37ZM188 150V149H187ZM193 150V149H192ZM18 151V150H16ZM45 151V150H43ZM48 151V150H47ZM91 151V150H90ZM134 151V150H133ZM136 151V149H135ZM148 151V149H147ZM5 152V151H4ZM3 152V153H4ZM7 152V151H6ZM41 151H39L40 153ZM92 152V151H91ZM95 152V151H93ZM16 153V152H14ZM34 152V154H39ZM42 155L44 152H41ZM56 153V152H55ZM130 153V152H129ZM148 153V152H147ZM23 154V152H22ZM46 154V153H45ZM44 154V155H45ZM60 154V153H59ZM75 155L72 158L69 155ZM85 154V153H84ZM5 155V154H4ZM26 155V153H25ZM24 155V156H25ZM35 158H38L36 157ZM41 155V156H42ZM57 155V153H56ZM133 155V153H132ZM145 155V154H144ZM3 154H0V157H2ZM19 156V155H18ZM38 156V155H37ZM47 156V155H46ZM83 156V155H81ZM89 156V154H88ZM92 156V155H90ZM89 156V157H90ZM134 156V155H133ZM132 156V157H133ZM5 157V156H4ZM7 157V155H6ZM33 157V156H32ZM44 157V156H42ZM145 157V156H144ZM14 158V157H13ZM16 158V157H15ZM22 158V156H21ZM30 158V157H29ZM50 158V157H49ZM88 158V157H87ZM92 158V157H90ZM89 158V159H90ZM130 158V156H129ZM134 158V157H133ZM132 158V159H133ZM4 159V158H3ZM1 159V161L3 160ZM31 159V158H30ZM47 159V158H45ZM52 159V158H51ZM84 159V158H83ZM97 159V158H94ZM108 159V158H107ZM145 159V158H144ZM15 160V159H13ZM40 160V159H39ZM44 160V159H43ZM50 159H47L49 162ZM88 160V159H87ZM182 160V159H181ZM26 161V160H25ZM24 161V162H25ZM35 161V159H34ZM32 161V162H34ZM41 161V160H40ZM38 161V162H40ZM94 161V160H93ZM17 162V160H16ZM43 162V161H42ZM87 162V161H86ZM86 162H83L86 164ZM92 162V160H91ZM143 162V161H142ZM140 162V163H142ZM23 163V162H22ZM93 163V162H92ZM96 163V162H94ZM93 163V164H94ZM129 163V161L127 162ZM184 163V161H183ZM2 164V162H1ZM36 164V163H35ZM48 164V163H47ZM46 164V165H47ZM89 165V163H87ZM86 164V165H87ZM144 164V163H143ZM26 165V164H25ZM45 165V163L43 164ZM82 165V163H81ZM80 165V166H81ZM99 166V164H97ZM39 166V164H38ZM84 166V165H82ZM90 166V165H89ZM46 168V166H44ZM43 167V168H44ZM96 167V166H95ZM135 167V166H134ZM23 168V167H22ZM41 170L42 167L40 166ZM81 168V167H80ZM83 168V167H82ZM90 168V167H89ZM177 168V167H176ZM174 168V169H176ZM1 169V168H0ZM10 167H5L0 170V213L4 211V208H7V200L8 196L11 193L13 187L16 185L19 186V188L24 189V195L19 199V204L18 208L19 209V216L21 217L20 219L24 220L26 215L29 213V211L36 206V202H34L29 194H28V189L29 186L28 184L30 182L34 183L39 181L36 176V171L40 174L41 170L38 169L36 165H32L29 167H26L25 170H23V174L17 175L14 174L12 170H9ZM21 169V168H20ZM140 169V168H139ZM173 169V168H172ZM45 170V169H43ZM135 170V169H134ZM137 170V169H136ZM78 171V170H77ZM80 171V170H79ZM84 171V170H82ZM87 172V170H85ZM132 171V170H131ZM172 171V170H171ZM175 171V170H173ZM18 172V171H16ZM94 172V171H92ZM92 172H90L92 174ZM44 173V171H43ZM89 173V174H90ZM118 173V172H117ZM120 173V172H119ZM137 173V172H136ZM88 174V175H89ZM130 173H128L129 175ZM49 175V174H48ZM82 175V174H81ZM94 175V174H93ZM123 175V174H122ZM42 174H40V177ZM156 176V175H155ZM43 177V176H42ZM45 177V176H44ZM43 177V178H44ZM76 177V176H75ZM82 177V176H81ZM91 177V176H90ZM118 177V176H117ZM121 177V176H120ZM130 177V175H129ZM132 177V176H131ZM89 178V177H88ZM128 178V176H127ZM127 178H125L127 180ZM110 179V178H109ZM131 179V178H129ZM78 180V179H76ZM112 180V179H111ZM120 180V179H119ZM79 181V180H78ZM81 181V180H80ZM91 181V180H90ZM42 182V181H41ZM76 182V181H75ZM138 182V181H137ZM40 183V181H39ZM36 184L37 185H39ZM107 183V181H106ZM109 183V182H108ZM107 183V184H108ZM121 183V182H120ZM127 183V182H126ZM71 184V183H70ZM115 184L116 187V180L113 177V180L111 181L110 185L112 187ZM123 184V183H122ZM132 184V183H131ZM75 185V184H74ZM72 185V186H74ZM80 185V184H79ZM88 184H86L87 187ZM121 185V184H120ZM119 185V186H120ZM152 185V184H151ZM42 186V185H41ZM70 186V185H69ZM71 186V187H72ZM126 186V185H122ZM121 186V187H122ZM136 186V185H135ZM153 186V185H152ZM150 186V187H152ZM84 187V186H83ZM129 187V186H128ZM126 187L127 189L130 190V188ZM141 186H139L140 188ZM149 187V188H150ZM6 191H2V189H5ZM82 188V187H80ZM119 188V187H117ZM134 188V187H132ZM35 189V188H34ZM39 189V188H38ZM44 189V188H43ZM46 189V188H45ZM73 189V188H72ZM71 189V190H72ZM78 189V188H77ZM83 189V188H82ZM104 189V188H103ZM126 189V190H127ZM137 189V187L135 188ZM142 189V188H140ZM139 190V193L141 190ZM30 190V189H29ZM49 190V188H48ZM89 190V189H88ZM106 190V188L104 189ZM120 190V189H119ZM125 190V192H126ZM34 191V190H32ZM41 191V190H40ZM43 191V190H42ZM46 191V190H45ZM69 191V190H68ZM75 191V190H73ZM80 191V190H79ZM123 191V188H122ZM135 191V190H133ZM137 191V190H136ZM145 191V190H144ZM72 192V191H71ZM87 192V191H86ZM104 192V191H103ZM102 192V194H103ZM138 192V191H137ZM136 192V193H137ZM35 193V192H34ZM82 193V191L80 192ZM108 193V192H107ZM120 193H122L120 191ZM131 193V190H130ZM32 194V193H31ZM66 194V193H65ZM70 193H68L69 195ZM79 194V193H78ZM91 194V193H90ZM99 194V193H98ZM138 194V193H137ZM141 194V193H140ZM33 195V194H32ZM67 195V194H66ZM65 195V196H66ZM81 195V194H80ZM78 195V196H80ZM105 195V194H104ZM125 195V194H124ZM139 195V194H138ZM77 196V197H78ZM95 195H93L92 198H94ZM101 196V195H100ZM126 196V197H127ZM137 196V195H136ZM33 197V196H32ZM36 197V196H35ZM88 197V196H87ZM125 197V196H124ZM139 197V196H138ZM137 197V198H138ZM10 198V196H9ZM40 198V197H39ZM62 198V197H61ZM66 198V197H64ZM81 200V197H78ZM85 198V197H84ZM96 198V197H95ZM100 198V197H99ZM105 198V197H104ZM107 198V195H106ZM136 199L134 203H132V199ZM68 199V198H67ZM70 199V198H69ZM64 200V199H62ZM79 200V201H80ZM83 200V199H82ZM88 201H90V198H87ZM14 201V200H13ZM36 201V200H35ZM38 201V200H37ZM58 201V200H57ZM61 201V200H60ZM65 201V200H64ZM94 201V200H92ZM91 201V203H92ZM71 202V200H70ZM86 202V200H85ZM98 202V201H97ZM60 203V202H58ZM65 203V202H63ZM68 203V202H66ZM96 203V202H95ZM100 203V201H99ZM98 203V204H99ZM110 203V204H109ZM16 204V203H14ZM70 204V203H68ZM67 204V205H68ZM77 204V203H76ZM80 204V203H79ZM94 204V203H92ZM60 205V204H59ZM73 205V203H72ZM75 205V203H74ZM82 205V204H81ZM89 205V204H88ZM97 205V204H96ZM65 206V204H64ZM63 206V210H65V207ZM71 206V204H70ZM69 206V207H70ZM83 206V205H82ZM90 206V205H89ZM93 206V205H92ZM98 206V205H97ZM13 207V204H12ZM75 207V206H74ZM95 207V206H94ZM11 208V206H10ZM73 208V207H72ZM86 208V207H85ZM84 208V209H85ZM15 209V210H16ZM35 209V208H34ZM57 209V208H55ZM61 209V207H60ZM76 209V207H75ZM74 209V210H75ZM97 209V208H96ZM63 210H61V216L58 214L57 216L62 217ZM73 210V209H72ZM81 210V209H80ZM87 210V209H86ZM84 210V211H86ZM8 211H10L8 209ZM50 211V210H49ZM52 211V210H51ZM55 211V210H54ZM58 211V210H57ZM71 212V211H69ZM87 212V211H86ZM95 212V213H94ZM9 213V212H8ZM53 213V211L51 212ZM56 213V212H55ZM66 213V212H65ZM12 214V213H11ZM10 214V215H11ZM17 214V213H16ZM63 214V215H62ZM72 214V213H67ZM76 214V213H75ZM78 214V212H77ZM76 214V215H77ZM18 215V214H17ZM46 215V214H45ZM49 215V213L47 214ZM256 215V216H255ZM262 215V214H261ZM4 216V215H3ZM16 216V215H15ZM53 216V215H52ZM72 216V215H70ZM82 216V214H81ZM87 216V217H86ZM12 217V215H11ZM48 216H45L46 218ZM75 217V216H74ZM73 217V218H74ZM17 218V217H16ZM58 218V217H57ZM63 218V217H62ZM59 218L54 224L57 227H60L63 223V219ZM10 219V218H9ZM11 220V219H10ZM34 220V219H33ZM49 220V219H48ZM55 220V219H54ZM68 220V219H67ZM30 221V220H29ZM65 221V220H64ZM1 222V221H0ZM16 222V221H15ZM20 223V220L18 221ZM18 222L16 224H18ZM22 222V221H21ZM45 222V221H44ZM47 222V221H46ZM43 223V222H41ZM50 223V222H49ZM23 224V223H22ZM30 224V223H28ZM32 224V223H31ZM38 224V223H37ZM48 224V223H47ZM14 225V223H13ZM21 225V224H20ZM27 225V224H26ZM41 225V224H40ZM35 226V225H34ZM39 226V225H38ZM35 226V227H38ZM43 226V224H42ZM49 226V224H48ZM10 227V226H9ZM13 227V226H11ZM27 227V226H26ZM20 228V227H19ZM30 228V226H29ZM41 228V227H40ZM47 228V227H45ZM70 228V227H69ZM7 229V228H5ZM24 229V228H23ZM39 229V227H38ZM44 229V227H43ZM59 229V228H58ZM61 229V228H60ZM63 229V228H62ZM21 230V229H19ZM18 230V231H19ZM36 231V229H33V231ZM45 230V229H44ZM48 230V229H47ZM46 230V231H47ZM53 230V229H52ZM55 230V229H54ZM250 230L252 232L251 235H247V231ZM22 231V230H21ZM19 231V233L21 232ZM24 231V230H23ZM3 232V229H2ZM27 232V231H26ZM30 233V231H29ZM34 234V233H32ZM31 234V235H32ZM52 234V233H51ZM250 234V233H249ZM14 235V234H13ZM16 235V234H15ZM18 235V234H17ZM20 235V234H19ZM27 235V234H26ZM29 235V234H28ZM36 235V234H35ZM9 236V235H8ZM19 237V236H18ZM22 237V236H21ZM20 237V238H21ZM29 237V236H28ZM185 237V236H184ZM4 238V237H3ZM12 238V237H11ZM19 238V239H20ZM26 238V237H25ZM31 238V237H29ZM189 238V237H188ZM191 238V237H190ZM15 239V238H14ZM13 239V240H14ZM32 239V238H31ZM30 240V239H29ZM33 240V239H32ZM196 240V241H197ZM13 242L12 240H10ZM16 241V239L14 240ZM27 241V240H26ZM186 241V240H185ZM10 244H14L11 243ZM20 243V240L18 241ZM189 242V241H188ZM191 242V241H190ZM189 242V243H190ZM193 242V240H192ZM8 243V242H7ZM262 243V242H261ZM1 244V242H0ZM9 244V246H10ZM17 244V243H16ZM30 244V243H29ZM30 244V246H31ZM192 244V243H190ZM260 244V243H257ZM5 245V243H4ZM18 245V244H17ZM21 245V244H20ZM19 245V248L21 247ZM7 246V244H6ZM259 246V245H258ZM17 247V246H16ZM184 247V246H183ZM191 247V246H190ZM13 248V249H14ZM186 248V247H184ZM264 248V246H259L256 248V255H250L251 260L249 261L251 264H264V253L261 252V249ZM12 249V248H11ZM18 249V248H17ZM5 250V249H4ZM198 250V249H197ZM200 250V249H199ZM7 251V250H6ZM254 251V250H253ZM197 252V251H196ZM185 253V252H184ZM201 253V252H200ZM198 254V253H197ZM247 255V254H246ZM201 256V255H200ZM248 256V258L250 257ZM189 258V257H188ZM198 258V256H197ZM200 259V258H199ZM250 259V258H249ZM13 260H11L13 262ZM14 261V264H15ZM1 262V261H0ZM9 263V262H8ZM3 264V263H2ZM10 264V263H9ZM13 264V263H12ZM206 264V263H205Z\"/></svg>",
    "mask_w": 264,
    "mask_h": 264
}]
</instances>
